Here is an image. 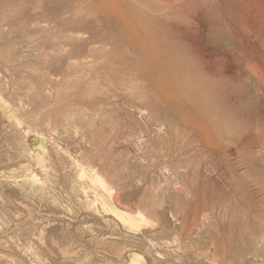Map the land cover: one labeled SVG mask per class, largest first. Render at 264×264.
<instances>
[{"label":"rangeland","instance_id":"374dc122","mask_svg":"<svg viewBox=\"0 0 264 264\" xmlns=\"http://www.w3.org/2000/svg\"><path fill=\"white\" fill-rule=\"evenodd\" d=\"M67 4L0 0V264H264V177L206 125L213 93L177 31L188 27L209 64L239 65L245 38L264 33V0H193L208 10L200 21L155 24L188 73L172 72L185 87H161L167 102L128 74L140 63L129 49L92 53L90 34H74L82 56L70 60L54 29L73 16Z\"/></svg>","mask_w":264,"mask_h":264},{"label":"bare ground","instance_id":"6f19581e","mask_svg":"<svg viewBox=\"0 0 264 264\" xmlns=\"http://www.w3.org/2000/svg\"><path fill=\"white\" fill-rule=\"evenodd\" d=\"M192 2L193 0H68V4L64 6V10L65 12H73V16L62 19L59 22L56 21L54 23V29L66 33V35L63 36L64 38H62V40H64L62 48L68 50L67 55L70 60H76V58L80 57L79 55L82 56V46H75L74 40L71 37L74 34H90L85 43L88 46H93V48H91L92 53L98 51L95 50V48L99 45L102 46L101 48L103 49L101 52L106 50L108 46L111 47L110 53H116L119 50L117 49L118 47L131 50V54L134 55L140 63L134 64L133 66L128 65L127 68L130 70L128 74H131L132 78L141 79L149 83L152 97L158 101L167 102L166 100L169 99L171 95L168 96L162 93V88H164L162 86L180 82L178 81L179 79L176 78L177 76H175L176 71H178L177 73L180 74V77H184V75L187 76L188 73L185 72L183 73L184 75H181L182 73L179 71H185L186 67H184V65L181 66V61L180 63H175L170 56V58L168 57V55H174L175 51L178 53V50H175L173 46L162 37L159 31H157L159 32L158 34L156 33L157 28L155 24H159L161 21L170 19V16L172 17L178 14H182L185 19L189 18L191 21L194 19L200 21L201 18L198 17L197 14H201L203 18L204 14H208V10L206 6H203L204 9H202L203 7H199L200 5L198 4H195L196 6L192 9L190 6ZM177 31L179 32V39L186 42V47L190 48V54L195 53L194 55L197 57L198 61L201 62L200 69H202L203 71H201L206 75L207 78L205 81L209 83V88H211L213 93V102H211L213 109H211V111L208 109V112L210 111L208 115H211L212 118L207 121L208 123L206 122V125L213 130H221L224 132L223 135L225 140L229 143L228 145L236 143L239 150L251 152L254 158L252 162L256 167L255 169L264 177V33H251V35L245 38L246 41L241 44L242 59L240 64L234 65L230 59L222 63L215 62L209 64V60L204 51L193 41L191 36L186 34L190 32L188 27L183 26V28H179ZM199 31L206 33L209 29L203 24L199 28ZM56 34L57 32H54L53 36ZM154 39H156V42L153 41ZM59 40H61V37ZM178 46L176 49H179ZM74 51L80 53L75 55ZM185 51L183 54H186ZM118 66H120V64ZM184 78L182 81H185ZM180 83L182 84L183 82ZM186 84H182L183 87H185ZM220 84H223L225 87V92L221 99L219 98L218 92ZM179 87H181L180 84ZM193 89L194 88H192V90ZM183 91L184 90H182V92ZM183 95L185 97L186 94ZM200 95H202L201 92ZM179 97L181 96L179 95ZM184 100L186 101L187 99ZM238 109H243L244 112L237 114ZM197 111L200 113L199 109H193V112ZM205 111L207 112V110ZM205 111L204 113H206ZM199 113L198 115H200ZM190 124L194 129L202 127L198 122L193 121L190 122ZM212 129L209 130L212 132ZM200 133H202V131ZM212 135H215L213 137L217 138V134L212 133L211 136ZM101 183L105 185L103 180H101ZM258 207L261 213L257 215L258 237L256 243L263 249L264 201H260ZM117 211L112 210V212L120 216L125 223L136 227L135 224L138 222L136 220L137 218H132ZM138 218L139 220L144 219L141 214ZM260 256L264 258V253L260 252Z\"/></svg>","mask_w":264,"mask_h":264}]
</instances>
